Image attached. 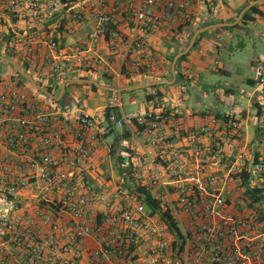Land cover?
<instances>
[{"label": "built area", "instance_id": "built-area-1", "mask_svg": "<svg viewBox=\"0 0 264 264\" xmlns=\"http://www.w3.org/2000/svg\"><path fill=\"white\" fill-rule=\"evenodd\" d=\"M191 4L127 0L124 10L115 5L105 10L81 1L71 8L72 17L80 22L86 6L97 26L87 48L68 51L39 31L38 0H0L14 21L24 22L2 42L36 82L53 91L69 74L95 67L90 55L106 33L118 40L110 44L122 50L125 76L153 78L158 61L146 56L148 39L175 19L179 27L173 32L182 42ZM123 15L132 22L125 25L127 35L115 31ZM37 44L48 49L42 60L35 54ZM256 69L264 94V62ZM146 103L145 112L124 114L110 105L101 116L81 106L45 109L17 78L0 81V264H83L84 255L93 264H264L262 207L248 192L258 189L264 196V174L261 183L243 179L245 121L227 114L185 128V113L172 110L162 97ZM111 127L120 132L125 159L119 178L103 187L86 172L96 171L94 151ZM255 166L264 173V160ZM30 188L33 216L19 219L15 198ZM94 204L102 207L99 219L88 210ZM88 237L96 244L90 251L84 247Z\"/></svg>", "mask_w": 264, "mask_h": 264}, {"label": "crops", "instance_id": "crops-1", "mask_svg": "<svg viewBox=\"0 0 264 264\" xmlns=\"http://www.w3.org/2000/svg\"><path fill=\"white\" fill-rule=\"evenodd\" d=\"M38 1L42 9V22L38 25L39 31L57 41L64 50L72 51L75 47L87 48L89 46L87 39L88 35L96 29V18L90 13L88 7L85 6L81 15L82 19L78 22L72 17L73 11L71 10L76 3L83 2L84 0H78L76 2H70V0ZM51 1L54 2L52 8L48 5ZM90 1L96 3L97 6L103 7L105 10L109 9L112 5L124 10L127 3V0ZM254 5L258 13H250L249 17L243 19V15ZM155 11L162 14L166 13L164 9H155ZM188 11L191 20L182 31V42L179 43L177 41L175 33L173 32L174 27H179L175 19L169 20L168 26L148 39L147 45L149 51L146 56L147 58L155 57L158 61L157 76L153 78L125 76L124 65L126 63L122 55V50L121 48L113 50V46L110 44L112 42L116 45L118 40L108 33L100 35L90 55V57L96 59L95 67L88 71L73 72L66 78L79 79V77H85L86 79L95 81L92 76H101L106 84L95 82L113 91L99 88H97V91H93L89 84L67 83L66 85L72 84L68 87L69 91L75 97L74 101L68 98L70 100L69 106H81L89 113L101 116L105 108L111 105L114 108L116 107L118 111L121 110L124 114H130L134 112H124L118 97V94L127 91L120 92V90L128 86L143 85L151 81H171V83L163 84L159 88V92L162 95V99L169 103L172 110L183 111L185 113L181 119V123L185 128L204 122L209 117L222 118L227 114L240 117L245 121L241 132V147L247 152L244 171L250 174L252 183H261L264 173L258 170L255 165L264 160V94L262 91L260 92V87L257 84L252 83V81H256V76L243 80L248 86L252 87V90L242 92L237 100H234V92L231 88L227 87L223 90L222 98L218 99V101L224 102V105L227 107L231 105V111L229 109L222 113L212 112L211 102H213L214 98L211 97L209 99V105L205 101L209 97V91L213 87L211 83L212 77L216 75L230 77V72L227 69L228 65L226 64L229 62L228 59H230L232 53L229 49L239 46V42L234 40L239 36L243 28H246L250 23L255 24L259 18H264V0H192ZM0 16L3 19L2 26L0 27V56L6 57L5 54L7 53L2 42L3 37L8 35L11 30L20 31L24 27V22L21 20L14 21L10 17V13L3 6H0ZM123 17L115 31L119 34L127 35L128 29L125 28V25H131L132 22L129 19L127 20L125 15ZM204 28L206 30L199 33ZM80 29L83 31L80 32ZM196 33H198L195 38V40L198 38L196 46L192 50L190 48L187 56L179 61L176 66L175 77H173L171 73L172 61L170 62V58L182 52ZM35 49V54L38 59L42 60L48 54V49L44 44L35 45ZM221 53H225L228 59L220 60L216 58ZM12 60L19 65L23 64L25 66L21 58L13 56ZM251 63L252 65L254 64L252 61ZM1 66L2 73H0V81L14 77L13 70L10 66L2 64ZM106 67H108V72L105 71ZM34 80L37 81L35 78ZM62 83L52 94L57 96L55 91L60 90ZM42 85L44 87V84ZM25 88L30 97L35 96L43 103L45 109H49V106H52V108L55 106L61 107L57 103L58 101L37 93L27 87L26 84ZM148 93L149 90L145 91L144 100L140 105V109L135 112H145L147 110L145 96ZM46 100L49 104L46 103ZM87 100L96 101L97 105L89 109L85 104ZM192 103H194L193 106ZM128 104L134 105L136 101L134 99L128 100ZM119 134L120 132L117 129L110 128V131L103 138L102 145L93 154L92 160L96 171L88 170L86 172V176L103 187L111 185L121 174L120 165L124 162L125 157L121 156L122 147ZM125 135V137H128L126 133ZM69 139L72 140V137ZM36 147L37 141L32 140L31 150H34ZM232 187L233 185L231 183L227 184L228 189ZM34 197L35 192L31 188L21 190L17 195L15 201L19 209L16 214L19 219L31 218L33 216V210L35 208ZM2 205L0 203V207ZM88 210L93 217H97L98 219L101 217L102 207L100 205H89ZM84 247L86 251H90L96 248V244L88 237L84 240ZM83 264L93 263L87 255H84Z\"/></svg>", "mask_w": 264, "mask_h": 264}, {"label": "rangeland", "instance_id": "rangeland-1", "mask_svg": "<svg viewBox=\"0 0 264 264\" xmlns=\"http://www.w3.org/2000/svg\"><path fill=\"white\" fill-rule=\"evenodd\" d=\"M83 30L80 29V32ZM206 34V33H205ZM207 35V34H206ZM236 42H239V46L236 48L229 49L232 51L230 59L227 58L225 53H221L218 59H228L229 62L227 69L230 72V77L223 75H216L212 77L211 83L213 87L209 91V97L206 99V104L209 105V99L214 98L212 103V112H225L229 110L232 106L227 107L224 102H219L218 99L222 98L223 90L227 87L231 88L234 92V100H237L242 92L251 91L252 87L248 86L243 80L245 78H253L257 75L256 66L260 62H264V18H259L256 20L255 24L250 23L246 28H243L239 36L235 38ZM233 41V43H235ZM251 61L255 64L252 65ZM5 65V64H2ZM8 66V65H6ZM0 63V73H2ZM95 81L100 84H106L101 76H92ZM59 90L55 91L58 95ZM144 89H137L132 91H127L118 94L119 100L123 107L124 112H135L140 109V105L144 100ZM193 95V94H192ZM71 98L72 101L75 100L74 95L69 91V87L66 89L64 99L60 102L63 104L66 99ZM134 99L136 104L129 105L128 100ZM84 103V102H83ZM245 103V102H244ZM87 108H93L97 105L96 101H85ZM194 103H192V106ZM232 109H230L231 111Z\"/></svg>", "mask_w": 264, "mask_h": 264}, {"label": "water", "instance_id": "water-1", "mask_svg": "<svg viewBox=\"0 0 264 264\" xmlns=\"http://www.w3.org/2000/svg\"><path fill=\"white\" fill-rule=\"evenodd\" d=\"M206 28H204L203 30L199 31V33L205 31ZM198 33L194 34L191 41L189 42L188 46L180 53H178L176 56L173 57L172 62H171V73L172 76L175 77V71H176V62L178 61V59H180L182 56L186 55L188 53V51L190 50V48L193 46V43L195 41V38L197 36ZM0 61H3L9 65H11L14 70L25 80H27L29 82V84L36 89L37 91L41 92L42 94H44L45 96L49 97L50 99H53L55 101H59L60 98L62 97L63 93H64V89H65V85L67 83H84V84H89V85H93L96 88L99 89H104V90H108V91H113L112 89L108 88V87H104L99 85L97 82H95L94 80H89V79H66L59 90V93L57 96H55L54 94L50 93L46 88L40 86L32 76H30L28 73H26V71L21 68V66L16 63L14 60L0 56ZM166 83H171V81H165V80H160V81H151L148 83H145L143 85H133V86H128L125 87L124 89L120 90V92L122 91H131V90H137V89H145L151 86H158V85H163Z\"/></svg>", "mask_w": 264, "mask_h": 264}, {"label": "trees", "instance_id": "trees-1", "mask_svg": "<svg viewBox=\"0 0 264 264\" xmlns=\"http://www.w3.org/2000/svg\"><path fill=\"white\" fill-rule=\"evenodd\" d=\"M63 1H66V0H63ZM76 1H78V0H70V2H76ZM250 13H255V14L258 13V10H257V8H256L255 5L252 6V7H250V9H249V10L243 15V19L249 17V14H250ZM259 14H260V13H259ZM179 30H182V29H179ZM201 35H202V34H201ZM199 36H200V35H199ZM197 41H198V38L194 41L193 46L191 47V50L196 46ZM187 54H188V53H187ZM187 54L184 55V56H182L180 59H178V61L176 62V66H177V64L179 63V61H181L182 59H184V58L187 56ZM5 56L8 57L9 59H13V56H11V55H9V54H5ZM172 59H173V56L170 58V62L172 61ZM0 63H1V64H5V65L10 66V67L12 68V70H13L14 77L17 78V79H18L19 81H21L22 83L26 84L27 87H29L30 89L36 91L37 93H39V94H41V95H44V94H42L41 92H39V91H37L36 89H34V88L29 84V82H28L27 80L23 79V78H22V77H21V76H20V75L14 70V68H13L11 65H9V64H7V63H5V62H0ZM20 65H21L22 68L26 71V73H28L30 76L33 77V75L29 72V70H28L23 64H20ZM66 79H68V78H66ZM66 79H65V80H66ZM79 79H86V78H85V77H79ZM37 81H38V80H37ZM37 83H38L40 86H43L40 82H37ZM252 83H253V84H257L256 81H254V82L252 81ZM70 85H72V84H68V85L65 86V89H64V93H63V95H62V98L57 102L58 104H60V102L64 99L66 89H67L68 86H70ZM74 85H75V84H74ZM130 85H132V84H130ZM162 86H163V85H158V86H151V87L145 88V89H144L145 91H148V90H149V92H150V91L152 90V91L155 92V95H150V94L148 93V94L145 96V100H146V101H156V100H158L159 98H161L162 95H161V93L159 92V88L162 87ZM90 87H91V89H92L93 91H97V88H96L95 86L90 85ZM46 89H47L50 93H54L53 90H51L50 88L46 87ZM58 89H59V88H58ZM69 104H70V100H69V99H66V101H65L63 104H60V105H61L62 108H65V107H68ZM109 111H110V110L108 109V110L106 111V114H108ZM242 176L244 177L243 179L245 180V179H248V178H249L250 174L247 173V172H245V173L242 174ZM248 192H249L250 195H252V196H253L258 202L261 203V207H262V219L264 220V196L260 194L261 191L258 190V189H249ZM146 200H147V203L149 204V206H150L151 208H154L155 203H154V201L151 200V198H150L149 196L146 197Z\"/></svg>", "mask_w": 264, "mask_h": 264}]
</instances>
